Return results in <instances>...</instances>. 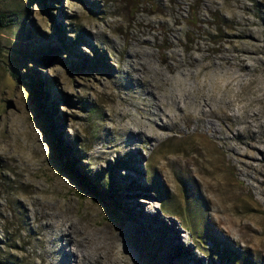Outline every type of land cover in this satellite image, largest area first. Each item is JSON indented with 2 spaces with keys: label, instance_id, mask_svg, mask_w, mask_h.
I'll return each instance as SVG.
<instances>
[{
  "label": "rangeland",
  "instance_id": "rangeland-1",
  "mask_svg": "<svg viewBox=\"0 0 264 264\" xmlns=\"http://www.w3.org/2000/svg\"><path fill=\"white\" fill-rule=\"evenodd\" d=\"M0 17V264H61L71 238L81 264H264V0H0Z\"/></svg>",
  "mask_w": 264,
  "mask_h": 264
},
{
  "label": "bare ground",
  "instance_id": "bare-ground-1",
  "mask_svg": "<svg viewBox=\"0 0 264 264\" xmlns=\"http://www.w3.org/2000/svg\"><path fill=\"white\" fill-rule=\"evenodd\" d=\"M137 48V47H136ZM145 55L138 52V51H134L133 53H130L129 55V60L131 61V64L129 63V67L133 69V72H135V74L137 73V76H138V80H140L141 78H144L143 81H146L148 82V86L147 88H150L152 87V83L151 81H148L145 76H147L148 74L150 73H155L156 76H157V80L158 82H160V86H166L167 85V77L165 76V72H163V69H155V70H150L148 71L147 68L145 69H141L139 72H136L137 70H139L138 67H143L145 66V64L143 63V57ZM171 59L173 61V65L172 66H175V64L177 65H180L182 66L183 65V60L182 61H177L176 57H173L171 56ZM182 59V58H181ZM187 62V61H186ZM146 63V62H145ZM147 64V63H146ZM196 65V64H195ZM184 70V69H183ZM129 71H126V73H128ZM153 73V74H154ZM129 75V73H128ZM187 75V74H186ZM189 76V75H187ZM149 78V76H147ZM142 81V79H141ZM145 83V82H144ZM147 84V83H146ZM144 86V85H143ZM146 87V86H145ZM144 87V88H145ZM158 87V86H157ZM160 88V87H159ZM158 89V88H157ZM149 90V89H148ZM153 91V90H152ZM151 93V92H150ZM154 93V92H153ZM153 93H151L153 95ZM176 96L175 95H171V99H172V102L174 100ZM158 100V99H157ZM204 100V99H203ZM210 108V107H209ZM179 109V108H178ZM210 110V109H209ZM210 112H213L212 110H210ZM212 114V113H211ZM165 116V115H164ZM187 118V117H186ZM254 151V150H253ZM249 155V159L250 160H253L255 159V156L253 153L251 154H248ZM43 210V209H42ZM45 215V214H44ZM46 216V215H45ZM49 217V216H48ZM138 220H143V221H146L145 219V216L144 215H140L139 217H137ZM42 219V218H41ZM45 221H47V228L53 232H56V238H60L62 239V235L61 233L59 234V229L57 228V226L55 224H53L51 221H50V218H45ZM156 224L159 225V226H163L161 224V222H159L158 220H156ZM220 224V222L218 223ZM55 235V234H54ZM220 236H222L220 234ZM175 237V233L173 231L172 235H171V239ZM88 238V237H87ZM84 242V241H83ZM70 243L73 244V248L70 249V251L67 253L65 251H63V248H62V252L64 254V257H63V260H65L64 262H62L61 264H81L82 262H85L87 263L89 257L84 253V251L81 249V244H78V245H75V242L73 241V239L71 238L70 239ZM93 243V242H92ZM94 264H118L117 262V257H115V255L112 253V251L108 248L104 254V256H102L99 252H96V255H95V258H94ZM90 260V259H89Z\"/></svg>",
  "mask_w": 264,
  "mask_h": 264
},
{
  "label": "trees",
  "instance_id": "trees-1",
  "mask_svg": "<svg viewBox=\"0 0 264 264\" xmlns=\"http://www.w3.org/2000/svg\"><path fill=\"white\" fill-rule=\"evenodd\" d=\"M0 18H3V17H0ZM2 27H4V26H3L2 21H1V19H0V28H2ZM39 63H40V64H43L42 61H39ZM14 77H15V79H19L17 76H14ZM29 80H30V82H31V83H30V88H31V90H32V93H33V96H34L35 102L39 103V105L42 106V104H41L39 101H41V99L44 100L45 97L43 96V92L40 91V89H39V88H41L40 85H39L40 83H39V82L32 81L31 78H30ZM111 187L113 188V184H111ZM112 188H111V189H112ZM91 190H93V191L95 192L96 196L99 197V198L102 200V197L100 196L101 193H100L96 188L91 187ZM105 195H108V194L105 193Z\"/></svg>",
  "mask_w": 264,
  "mask_h": 264
}]
</instances>
